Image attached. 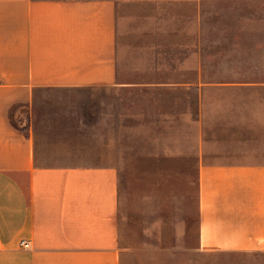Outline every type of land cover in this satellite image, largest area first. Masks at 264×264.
<instances>
[{"label": "crops", "instance_id": "0c3cea01", "mask_svg": "<svg viewBox=\"0 0 264 264\" xmlns=\"http://www.w3.org/2000/svg\"><path fill=\"white\" fill-rule=\"evenodd\" d=\"M131 127L190 142L188 253L264 264V0H0V264L121 263Z\"/></svg>", "mask_w": 264, "mask_h": 264}, {"label": "rangeland", "instance_id": "374dc122", "mask_svg": "<svg viewBox=\"0 0 264 264\" xmlns=\"http://www.w3.org/2000/svg\"><path fill=\"white\" fill-rule=\"evenodd\" d=\"M158 52L165 53L167 48ZM229 70L225 63L208 62V83L230 82ZM95 95L101 98L102 92ZM133 130L134 127L128 130L131 138L123 142L127 154L158 150L159 161L156 173H139L132 167L131 172L120 175L119 221L125 249L120 264H246V261L224 259L213 253L200 256L188 253L187 248L194 240L192 225L197 188L195 174L191 172L192 162L178 157L190 151V142H136Z\"/></svg>", "mask_w": 264, "mask_h": 264}, {"label": "built area", "instance_id": "2783aa9c", "mask_svg": "<svg viewBox=\"0 0 264 264\" xmlns=\"http://www.w3.org/2000/svg\"><path fill=\"white\" fill-rule=\"evenodd\" d=\"M21 244H24L23 242H21ZM27 245V244H26Z\"/></svg>", "mask_w": 264, "mask_h": 264}]
</instances>
